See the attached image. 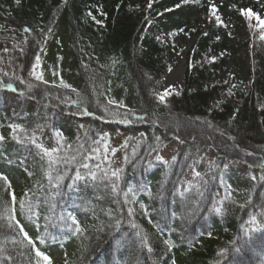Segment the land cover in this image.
<instances>
[{"label": "trees", "instance_id": "1", "mask_svg": "<svg viewBox=\"0 0 264 264\" xmlns=\"http://www.w3.org/2000/svg\"><path fill=\"white\" fill-rule=\"evenodd\" d=\"M107 3L0 0V163L10 156L22 168L18 191L0 176V264H44L20 227L51 264L54 243L58 264H264V228L247 226L264 202V107L256 100L264 98V28L239 11L264 19V0ZM212 6L225 27L209 21ZM195 12L204 13L191 26L192 52L202 62L188 58L183 85L161 103L156 87L171 65L170 44L155 27L188 29ZM57 20L69 31L78 75L68 88L29 74ZM241 23L251 81L248 91L233 92L236 106L212 73L235 48ZM117 132L123 136L115 145L109 137ZM175 140L180 149L164 166L157 157ZM37 144L56 148L55 162ZM195 148L215 151L219 166L231 160L258 173L251 170L246 184L243 175L231 176L225 187L219 169L205 173L197 161L201 175L184 189ZM81 211L92 220L83 223Z\"/></svg>", "mask_w": 264, "mask_h": 264}, {"label": "rangeland", "instance_id": "2", "mask_svg": "<svg viewBox=\"0 0 264 264\" xmlns=\"http://www.w3.org/2000/svg\"><path fill=\"white\" fill-rule=\"evenodd\" d=\"M97 6H104L110 2V0H95ZM208 4L213 3L216 5L218 0H206ZM209 21L212 19L216 22L219 27L226 26L224 23L223 15L216 13L213 15L211 12L207 13ZM216 15L220 16V21L218 22L215 18ZM204 20V13L195 12L190 16L188 26L184 28L180 24L167 23L164 25H157V33L165 40V42L170 44V51L168 55V60L171 61V65L167 70V73L159 80V84L156 87L157 94L163 93L166 89L171 92L173 90H179L183 85L185 66L188 62V58H193L196 60L199 58L194 52H192V44L195 40L194 29L191 26H199ZM246 24L241 23L233 31V38L230 42L231 46L235 48L231 53L227 54L224 61L215 68L212 73L213 80H219L225 83V90L227 91L224 99H231L237 106L240 103V97L233 94L237 89L239 91H248V86L251 81L250 78V67H249V57L247 56V48L240 43V40H244ZM69 31L62 23V21L57 20L55 26L51 29L43 50L40 52V66L36 69L37 72L43 75V78L50 80L54 83H61L63 81L65 84L74 86L78 83V75H76L74 64H72L71 54H70V42H69ZM241 41V42H242ZM207 61L211 60L209 56H205ZM175 79V80H174ZM173 82V84L171 83ZM171 86V87H170ZM224 90V91H225ZM236 90V91H237ZM222 99L216 98L214 102H218ZM258 105L264 107V98L262 96L256 97ZM123 133L117 132L110 135L109 139L112 144L117 145L121 140ZM179 142L175 140L173 143L162 148L158 159L164 166L170 163L175 153L179 150ZM193 154V161L190 171L185 175L183 179L182 188L186 189L191 184L195 185L197 183L198 177L201 175L197 172V169H193V165L198 161V168L202 169L205 173L208 170L213 169L218 171L220 178L223 179L222 183L227 187V181H230L231 176L242 177L243 183L252 182L255 173L252 172L250 168L242 165L241 163H236L234 161H226L223 165L219 166V162L215 163L216 153L213 150H208L206 153L202 151H197V149H192L190 154ZM236 167H242L244 173L237 172ZM19 167L13 163L10 156H7L6 160L0 164V174L7 180V189L9 191H18L21 186V178L18 176ZM245 169V170H244ZM249 170L251 172H248ZM258 173L257 170H253ZM199 173V175H196ZM220 204L217 206L219 208ZM82 222H88L91 220V216L87 212H80L79 214ZM251 228H263L264 227V202L258 215L255 218V222L252 221L247 225ZM31 232V231H30ZM34 232L32 233V238ZM51 252L53 264H58V260L62 255V252L55 248Z\"/></svg>", "mask_w": 264, "mask_h": 264}, {"label": "snow or ice", "instance_id": "3", "mask_svg": "<svg viewBox=\"0 0 264 264\" xmlns=\"http://www.w3.org/2000/svg\"><path fill=\"white\" fill-rule=\"evenodd\" d=\"M185 2H187V0H185ZM15 3L16 4H19L20 3V0H15ZM149 7H151V0H150V3L148 5ZM235 7V6H233ZM261 7H264V5H261ZM241 12V15H243L245 18L251 20L252 18H255L258 22V25L261 26L262 28H264V19H261L259 15H257L255 12H253L251 9H240L239 10ZM210 12L215 15L216 14V8L215 6H212L210 8ZM89 15H91V13H89ZM216 20L219 22L220 21V16L219 15H216L215 16ZM27 31V29H25ZM219 37H217L218 39ZM260 39L264 40V32H262L261 36H260ZM40 66V57L37 56L36 57V62L32 65V71L29 73L30 75L34 76L35 79L37 80H40L44 83H47V81H44V78H43V75L39 72L36 71V69ZM61 86L65 87V88H68L70 87V85L68 84H65L63 81H61ZM29 87H31V85H29ZM171 87V86H170ZM8 88H12L11 85H8ZM73 91H75V89H73ZM157 95V98L159 99V101L161 103H164L165 102V97L170 95V92L166 89L163 93H160V94H155ZM109 104H115L116 101H113V100H109L108 101ZM120 106L123 107V103L121 102L120 103ZM105 111H107V109H105ZM126 122V121H125ZM9 127L13 128V130H15L16 128H18L19 126H16V125H9ZM15 138V137H14ZM4 140V137L3 136H0V141ZM37 148H40L43 152V154L47 157H49V160L50 162H55V158L53 156L54 153L57 152V149L56 148H52V149H48V148H44L42 145L40 144H37L36 145ZM115 151V150H113ZM157 159H161L160 157H157ZM85 168H87L88 166L87 165H84ZM92 175V178L95 179V173H91ZM113 176H116L117 180L120 178L119 175L117 174V172H113L112 173ZM196 175H199V173H196ZM2 178V177H0ZM77 178H81L79 177V175L77 176ZM113 190L115 191V185L113 186ZM13 201H15V197L13 195ZM20 205H21V208L24 207V202L21 201L20 202ZM217 212L220 211V209H216ZM252 222L254 223L255 222V217H252ZM76 222L73 221V224H75ZM17 227H20L19 224L17 223ZM82 229L80 228V226L77 224L76 225V232H81ZM20 232L23 234V238L25 241H27V243L29 245L32 246V250L35 252V255L36 257H39L43 262L44 264H51V260L50 258L43 254L40 250H38L36 248V245L34 244L33 240L28 236V234L24 231L23 227H20ZM41 243H43V241H41ZM146 243V241H145ZM165 245H167L168 247H171L172 246V242L170 240H165L164 241ZM39 264V262H38ZM173 264H175V262L173 261Z\"/></svg>", "mask_w": 264, "mask_h": 264}, {"label": "bare ground", "instance_id": "4", "mask_svg": "<svg viewBox=\"0 0 264 264\" xmlns=\"http://www.w3.org/2000/svg\"><path fill=\"white\" fill-rule=\"evenodd\" d=\"M175 80V79H174ZM173 84V82H171Z\"/></svg>", "mask_w": 264, "mask_h": 264}]
</instances>
